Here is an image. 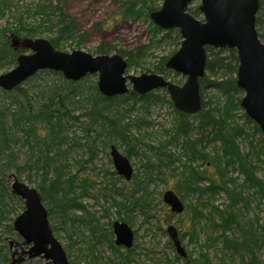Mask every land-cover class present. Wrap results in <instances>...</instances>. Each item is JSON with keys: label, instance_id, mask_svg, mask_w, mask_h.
I'll return each mask as SVG.
<instances>
[{"label": "trees", "instance_id": "1", "mask_svg": "<svg viewBox=\"0 0 264 264\" xmlns=\"http://www.w3.org/2000/svg\"><path fill=\"white\" fill-rule=\"evenodd\" d=\"M24 1L0 0V18L3 19L9 15L10 19L6 26L0 28V71L15 68L18 57L22 53H25L23 49H13L11 38L16 37L14 34H21L24 38L32 39L42 34L39 25L26 29V22L24 21L25 14H32L36 18L41 17L43 19V16L50 15L52 12L62 11V0H38L39 3L33 6H31L32 0L30 2ZM120 1L123 3V16L127 19H140L146 9L148 11L147 15L150 12L159 10L155 9V7L149 9L147 3L152 0ZM188 11L197 19L202 20L199 7L193 8L191 5ZM61 17L62 19L58 21V24L63 23L65 27L58 30L57 38L50 39V42L57 50L60 48V39L63 38V40H66L73 38L77 25L74 19H68L66 21L67 18L63 15ZM43 21L46 23L45 18ZM58 24L56 22L55 26L57 27ZM256 27L260 39L264 41V0H260V11L257 16ZM154 31L153 35L155 38L159 34H163V37L158 40V43L168 41L175 43L178 48L180 47L183 38L178 29L165 31L159 27H155ZM114 51L128 58L129 69L138 66V61L146 56V52H141L142 48L134 51H123L117 50V48L109 44L99 46L96 49V55L109 54ZM206 51L207 73L200 80L202 109L192 117L177 112L179 121L177 130H175L180 135L184 134V129H190L192 126L199 132L200 139L194 141L186 140V147L184 149L190 156V160L198 161L205 159L206 163H209L214 168V172L208 173L207 170L198 171L193 168L189 174H183L180 178L174 180L171 189L177 193L183 202L186 193L197 192L205 195L209 193L214 195L225 194L228 200L225 209L220 210L218 207H213V212L210 213L213 217L209 215L208 220L211 223L207 226L202 225L201 219L203 218V213L201 211L198 212V207H192L184 203L185 211H191V237L195 242H199L201 233L204 234L205 231L213 227V231L206 236L207 240L201 248L210 249L214 243L220 245L221 250L216 252V257L219 259L218 264H263L259 255L264 247V217L261 219L259 215H255L253 219L249 220L248 215L250 206L254 204L261 213H264V178L258 177L257 167L255 165V161L264 164L263 157L261 156L262 154L264 155V134L261 132L260 127L252 122L241 108V99L244 93L237 85L236 75L239 69L237 51L235 49L217 50L214 48H207ZM176 52L177 50L172 55ZM168 58H161L153 65L152 72L162 74L166 77L175 76L173 72L167 70L165 67V62ZM44 74L58 75L63 82L62 86H51L45 89V93L42 95L43 97L45 96V100L39 103L37 107L31 106L30 99L28 100L26 98L24 102L18 100L13 95V93H18L22 97L24 84L16 87L11 92L5 93V96L10 98L11 103L17 101V108L13 112H8L6 107L0 110V162L5 154L3 147L7 145L10 148L13 142L15 144L17 143V134L14 131H23L26 136V142L28 144L31 143L28 145L30 147V157L27 165H31L30 169H36L37 172H41L42 174L40 183L35 189L38 191L43 204L49 212V221L51 216L57 214L59 219H61V225L65 224L66 226L67 222H72L73 224L81 222L88 227L91 240H94L95 245L104 242L107 243L109 250L113 254V259L110 260L111 264H131L134 261V248L139 246L135 243L133 249L126 250L116 246L112 232V224H108L109 228L100 225V220L83 206L81 202H78L76 191L79 187L77 186V189L75 188V180L63 179L65 177L64 170L66 171L67 169V152L62 149L66 141L60 136L61 128L59 122L63 126L66 118L72 121L71 113L74 110L72 107L76 104L73 100L81 99L82 90L86 87L83 83L84 80H81V82H72L66 80L62 73L46 71L38 73L25 83L38 80ZM174 83L179 86V82ZM93 85L94 93L87 98L88 103L86 105L88 106L85 112L89 118L84 124H81L83 125L82 130L86 137V143L83 146H86L89 150L97 143L96 139L92 137V133L96 130L99 136V131L110 133L118 137L121 136L120 138L123 141L125 140L124 142L126 144L132 143L129 134L126 137V126L113 122L108 118L107 113L110 112L111 106L127 104L132 107L137 104H143L147 107L155 102V100L162 98V96L156 94L157 92L139 96L130 90L126 95L108 99L100 94L97 83ZM85 90L87 92L89 89L85 88ZM161 92L165 93L166 101L174 107L168 92L165 90ZM210 92L219 94L224 99V102L212 104L208 108L205 97ZM236 112L241 113L242 116L240 119L245 120V126L250 127L251 132H247L246 129L235 124V118L238 117ZM189 120L197 121V126L192 125ZM241 136H244L249 144L250 153L248 154L243 155L241 153L238 143V139ZM77 143L79 145V142ZM211 143L215 144V146L219 143L220 147L217 148L214 156H207L201 151V148H206ZM152 149L154 150L155 148ZM13 155V153L9 152L8 157L5 156L6 163H0L1 206L4 205L7 196L14 197L13 193H10L6 186L7 180H3L2 178L5 179L6 173L11 172L13 169L15 173L21 171L11 161ZM162 155V153L153 154L152 156L142 154L145 161H147L144 165L151 171L159 169L165 162ZM202 163L204 164V162ZM51 171L54 172L55 177L53 176L52 179H49ZM233 172L238 173L239 176L232 177L231 174ZM196 177H199V179H196ZM241 178L243 180L239 183ZM87 181H84L85 184L83 186H86ZM158 181L164 183L170 182V180H158V177L154 178L152 174L147 177L145 175H136L134 180H132V191L126 192V197L123 201H114L115 206L118 208V220L126 221L131 226L133 225L132 219L128 215L134 213L136 209L141 210L142 214L146 215L148 219L155 217L157 223L160 224V226L157 225V229L164 232L161 228L163 221H166V219L169 221L174 214L172 213L171 216V211L166 210V205H164L161 199L157 202V205L153 204L149 189ZM205 183H208V185ZM201 184L203 185L202 187L199 186ZM141 192L142 196L140 197L139 194ZM121 193L122 191L117 189L116 194L120 195ZM101 195L107 197L105 192ZM18 199L20 198L18 197ZM206 206H209L208 203ZM152 207L153 209L162 211V221L160 220V214L150 216V212L153 210ZM71 212L81 213V215H71ZM50 226L53 232L57 229L51 223ZM6 229L8 234L15 237V240L9 241V244L6 245V240L0 237L1 243L3 242L5 244L0 247V264H12L14 257V254H12L13 245L18 247L20 251L28 249L23 240L15 232L14 226H7ZM64 229L68 232V228L65 227ZM179 233L180 239L183 242L187 233ZM135 236L137 238V233H135ZM11 242L13 245H11ZM169 245L175 250L171 242H169ZM70 247H72V244H68L65 247L69 259L71 257ZM89 247L90 249L93 248L92 245H89ZM94 255L92 251L90 255H87L89 257V264L98 263L99 257ZM180 259L176 254L175 260L179 262ZM71 263L75 264L72 261ZM17 264L50 263L43 258H38L26 259L23 263ZM168 264H174V262H168ZM184 264L217 263H214L209 252L203 251L202 249L198 257H195L191 252L188 253L187 257L184 258Z\"/></svg>", "mask_w": 264, "mask_h": 264}, {"label": "rangeland", "instance_id": "2", "mask_svg": "<svg viewBox=\"0 0 264 264\" xmlns=\"http://www.w3.org/2000/svg\"><path fill=\"white\" fill-rule=\"evenodd\" d=\"M63 4L61 9L64 10L71 18H74L76 25V29L74 30L73 38H69L66 40L60 39L59 41V50L65 53H72L73 51H84L93 56L96 55V49L103 44H109L113 47L117 48V50H136L138 48H142L141 52H146V56L138 61V66H135L128 70L127 72L130 75L140 76L143 73H150L149 70H152L153 65H155L161 58L170 57L172 53L179 48L175 43L164 41L163 43H158V40L163 37V34H159L156 38L154 37L151 30V19L149 14L147 15V9L144 11V17L138 20L127 19L123 16V5L120 0H62ZM29 2V1H27ZM163 0H152L147 3V6L150 8L160 9L162 7ZM200 5V1L196 0L193 2L192 7L198 8ZM150 12V11H149ZM9 20V15L5 18H0V27L6 26ZM39 18L37 19V22ZM45 27L41 30L42 34L37 38H44L48 40H52L57 38L56 31H50ZM23 40L24 38L12 37L13 39ZM15 50H20L21 48H14ZM116 51L112 52L114 54ZM14 68H11L12 70ZM4 70L0 71V75L7 73ZM48 74L41 75L38 80L31 81L25 83L23 88L29 94V98L34 105H37L45 100V96L42 95L45 93V89L50 88L51 86H62V80L59 76ZM84 80V85L87 86L90 83H95L98 81V75L88 76ZM179 86H182L185 83V79L180 80ZM177 81V82H178ZM81 82V81H80ZM34 87V91L32 88ZM38 86V87H37ZM88 89L87 87H85ZM85 88L82 90L81 99L73 100L76 104L72 107L75 111L74 114H79L80 109L87 104L88 97L91 96V90L86 92ZM162 90L157 91V95L162 96V98L155 100L152 104L145 107L143 104H137L135 108L131 109L128 105L125 107L124 111L127 109L129 115L125 118V123H130V135L132 137H136L135 140L131 139L132 143L129 144L130 147L134 150L141 149L146 150L145 154L147 156H152L153 152H151L148 148V145L160 147L162 144L165 145L163 148L164 151H169L172 148L166 149L167 141L171 135H173L174 131L172 128V123L174 121L175 116V107L170 105L168 101H166L165 93L161 92ZM16 98L22 97L18 93H13ZM169 95V94H168ZM170 97V96H169ZM218 97V98H217ZM10 100V98H5ZM216 100L219 102H223V98H220V95L216 92H210L206 95L205 101L209 104V102H213L216 104ZM3 98L0 96V110L6 107L7 110L13 112L17 108V102L14 101L12 105L4 106L2 105ZM220 103V102H219ZM144 106V107H143ZM10 108V109H8ZM238 115V119L241 116V113H236ZM123 120V119H122ZM244 123V120H240ZM71 129L67 131V142L63 145L62 149L68 153L67 161L71 165L69 170L76 171V177L80 180H88L86 186L79 187L76 191V195L78 196V202H81L83 206H85L92 214L95 215L97 219L100 220V225L103 227L109 228L107 226L109 221H115L119 218L118 208L115 206L114 201L121 202L123 201V197L116 194L117 189L125 188L126 192L132 191V180L126 181L117 173H115V167L112 162L110 156V149L105 147L104 143H100V147H98V151L94 153L93 161L91 163H85V160L90 159L89 153L86 151V147L82 148L83 136L79 132L78 127H81V122H73ZM121 125L123 123L118 122ZM75 124L76 129H75ZM247 132H249V128L245 126ZM171 130V131H170ZM17 140L16 146H14L13 150L16 154V163L18 165H25L30 157V148L28 145H25L23 142L26 138L25 134L22 132L14 131ZM131 137V138H132ZM198 137V136H197ZM106 136L102 139L105 140ZM139 141V142H137ZM79 142V145H77ZM118 149L125 153V145L121 146L120 143H115ZM241 150L246 153L249 150L247 142L243 139L239 140ZM125 146V147H124ZM146 146V147H145ZM215 145L210 144L207 147V152L211 156L214 155ZM176 152H182L180 148ZM186 157V151L182 152ZM181 153V154H182ZM130 161L134 165L135 172L137 170L136 163L138 162L137 158L132 157ZM1 164L6 163L5 157H2L0 162ZM82 163L81 167L80 164ZM193 167L198 168L199 170H208L207 172H214V168L209 166L210 164H203L199 161H193L191 163ZM209 168V169H208ZM76 169V170H75ZM157 170V169H156ZM158 172V171H157ZM156 172V173H157ZM142 175V172H140ZM49 179H52L54 176V172L51 171L49 174ZM232 177L239 176L238 173H232ZM262 174H260L261 176ZM42 174L41 172H37L36 169L23 168L19 173H15L13 169L11 172L6 173L5 179L7 180V188L11 193V185L14 182V179H19L21 182L25 183L31 188H37V185L40 183ZM31 179V181H29ZM158 180H164L158 178ZM165 180H170L169 183H164L158 181L156 184H153L150 187L151 197L153 199V204L157 205V202L161 199L166 190H170L171 186L174 184V180H177L169 171L166 172ZM243 178L239 180V183L242 182ZM208 185V183H205ZM107 190V197L101 195L104 193V190ZM208 194L204 195V201L208 202H200V210L204 214H208L211 211V207H206V204H210L211 206L219 207L220 209H224L225 205L228 203L227 197L225 194L217 195L215 197H211L213 199H208ZM210 198V197H209ZM196 198L191 196H187L185 194L184 203L186 205L190 204H199V201L196 202ZM6 204V205H5ZM191 206V205H190ZM162 208V207H161ZM166 210L170 208L166 205ZM153 209V207H152ZM24 211V203L22 200L16 197L7 196L5 199L4 205H0V237L3 240H6V245L9 244V241L15 240L11 234H8L6 229L7 226H13L14 220L17 216H19ZM162 211H158L155 208L150 212V216H156L160 214V220L162 221ZM171 213V212H170ZM128 214V213H126ZM125 214V215H126ZM147 214V213H146ZM71 215L80 216L81 213L71 212ZM255 215H259L261 219L264 217V213H261L256 205L250 206L249 212V220L253 219ZM132 219L133 225L132 228L137 233V238L135 243L139 245V248L136 249V256L134 257V264H167L168 260L173 261L175 255L177 254L174 249H172L169 245L171 241L170 236L166 233V228L168 225L175 226L179 232L187 233L185 236V240L182 242L187 254L192 253L195 257H198L200 252L207 251L210 254V257L214 260V263H219V259L216 257V252L221 250L220 245H211L210 249L201 248L205 244L207 238L201 233L199 242H195L191 237V211L187 210L181 215H174L169 221H163L162 229L158 230L157 220L154 218H147L146 215L142 214L141 210H134V213L128 215ZM172 216V213H171ZM58 215L55 214L50 217L51 225L55 226L57 229L54 231L55 237L60 241V243L64 246V248L68 244H72L70 247L71 257L70 260L75 264H89V257L87 255L91 254V251L95 254L94 256H98L97 264H111L110 260L113 259V254L109 250L107 243H100L98 245L94 244V240H91L90 232L88 231V227L83 225L81 222H76L73 224L72 222H67L61 225ZM202 225L206 224L205 219H201ZM68 228V232L64 228ZM75 242V243H74ZM5 245L0 241V247ZM89 245H92L93 248L90 249ZM66 249V248H65ZM155 250V252L151 251ZM19 252L21 253L18 247L15 245L12 246V254ZM139 255V256H138ZM260 258L264 264V248L260 252ZM12 259V256H11ZM19 259L18 256H14L13 260ZM176 264H184V260L180 259Z\"/></svg>", "mask_w": 264, "mask_h": 264}, {"label": "water", "instance_id": "3", "mask_svg": "<svg viewBox=\"0 0 264 264\" xmlns=\"http://www.w3.org/2000/svg\"><path fill=\"white\" fill-rule=\"evenodd\" d=\"M194 1L164 0L161 9L151 15L161 29L180 31L183 38L180 49L166 65L187 78L183 86L170 83L156 74H127L128 64L120 54L93 56L79 50L65 53L58 51L48 39L15 38L13 47H22L27 53L18 57L14 69L0 75V89L11 92L44 70L62 73L72 82L98 75V90L108 99L126 95L130 88L139 96L166 90L178 111L195 115L202 109L200 79L206 71V48L235 49L239 57L237 85L244 93L241 106L264 133V41L256 27L260 0H199L202 20L188 11ZM111 156L118 174L130 181L133 166L129 159L115 146L111 147ZM11 190L25 203L24 211L14 221V230L24 244L30 246L22 252L28 258L21 257L13 264L38 258L50 264H71L63 245L52 231L49 212L38 191L17 178ZM163 202L176 215L185 211L184 203L174 190L164 192ZM113 232L116 246L133 247L135 234L129 225L116 221ZM166 232L178 255L186 258L177 228L169 225Z\"/></svg>", "mask_w": 264, "mask_h": 264}, {"label": "bare ground", "instance_id": "4", "mask_svg": "<svg viewBox=\"0 0 264 264\" xmlns=\"http://www.w3.org/2000/svg\"><path fill=\"white\" fill-rule=\"evenodd\" d=\"M27 1H29L30 2V0H25L24 2H27ZM35 2V3H34ZM39 2H38V0H32V2H31V6H33L34 4L36 5V4H38ZM123 4V3H122ZM55 6H56V4H55ZM145 11V10H144ZM259 11H260V8H259ZM155 12V11H154ZM152 13L153 12H150L149 13V17H150V19H151V15H152ZM259 13V12H258ZM61 15H63L65 18H67V20L66 21H68V19H70V20H73L74 18H71L70 17V15H68L66 12H64V10H62L61 12H56V13H53L52 12V14H50V15H47V16H43L44 18H45V21H46V23H44V18L42 19L41 17H39V22H37V19L38 18H36V17H34L32 14H28V15H24V21L26 22V29H29V28H31V27H34L35 25H39V27H40V29L42 30L44 27H45V25L48 27L47 29L48 30H50V31H56V33L58 32V30H60V29H62L63 27H65V25L63 24V23H60V24H58V21H60L61 19H62V17H61ZM257 16H258V14H257ZM142 17H144V15L142 16ZM141 17V18H142ZM140 18V19H141ZM256 20H257V18H256ZM9 21H10V19H9ZM56 22H57V27L55 26V24H56ZM68 24V23H67ZM67 24H66V26H67ZM150 25H151V32L152 33H154L155 31H154V29H155V27H159V26H157L156 24H155V22L151 19V22H150ZM4 27V26H3ZM1 28V27H0ZM160 28V27H159ZM161 29V28H160ZM163 30V29H162ZM165 31H168V30H165ZM16 37H18V38H24V36L23 35H17V34H14ZM58 35V34H57ZM56 35V36H57ZM24 39H26V38H24ZM1 40V39H0ZM101 46V45H100ZM207 48H212V47H207ZM206 48V49H207ZM179 49H180V47H179ZM179 49L177 50V52L179 51ZM214 49H216V48H214ZM217 50H219V49H217ZM123 51H127V50H123ZM176 52V53H177ZM175 53V54H176ZM114 54H119L118 52H115ZM144 54V53H143ZM175 54H173L172 56H174ZM206 54H207V51H206ZM105 55H112L111 53H109V54H105ZM120 55H122V54H120ZM141 55V54H140ZM172 56H170L168 59H167V61L172 57ZM122 57L124 58V60L127 62V64H128V70H130L129 69V63H128V58L127 57H125L124 55H122ZM137 60H139V59H137ZM167 61L165 62V67H166V69L167 70H169V71H171V72H173L172 70H170V69H168L167 68V65H166V63H167ZM135 67V66H134ZM206 67H207V64H206ZM131 68H133V67H131ZM127 70V72H129ZM46 71H50V70H44V71H40V72H46ZM153 71V68H152V70H149V72L150 73H148V74H156V75H160V76H162V77H164L167 81H169L170 83H173V84H175L174 82H177L178 80L177 79H180V80H184L185 79V82L187 81V78L185 77V76H183V75H181V74H177V73H175V72H173L174 74H175V76L173 75L172 77H166V76H164V75H162V74H157V73H154V72H152ZM39 72V73H40ZM52 72H54V71H52ZM206 73H207V70L205 71V75L203 76V78L206 76ZM144 74V73H143ZM37 75V74H36ZM36 75H34V76H36ZM51 75H54V74H48L47 76H51ZM33 76V77H34ZM56 76H58V75H56ZM33 77H31V78H33ZM64 77V76H63ZM30 78V79H31ZM65 78V77H64ZM203 78H201L200 80H202ZM66 79V78H65ZM236 79H237V75H236ZM67 80V79H66ZM69 81V80H68ZM178 82H181V81H178ZM97 83V82H96ZM23 84H25V82L23 83ZM22 84V85H23ZM94 83H90L89 85L87 84V88L89 89V90H91V94L93 95V87H94V85H93ZM28 87H30V88H32V91H34V87H31V86H28ZM38 87V86H37ZM5 93H6V91H4V90H2V89H0V96H1V98H3V101H2V105H4V106H7V105H12L13 103H11V101L10 100H8V99H5V98H7L6 96H5ZM156 93V92H155ZM243 97H244V95H243ZM243 97H242V99H243ZM26 98L29 100L30 98H29V94L26 92V90L23 88V94H22V100H20V101H24L25 102V100H26ZM218 98V97H217ZM220 98H222L221 96H220ZM19 99H21V98H18V100ZM242 99H241V101H242ZM17 102V101H16ZM220 103H223L224 102V99H223V102H221V101H219ZM217 100H216V103H219ZM30 103H31V106H33V107H37L38 106V104L37 105H34L33 103H32V101L30 100ZM88 103V102H87ZM212 104L214 105V103L213 102H209V104H207V106H208V108L210 107V106H212ZM19 106V105H18ZM88 105H84L81 109H80V113L79 114H74L75 113V111L73 110L72 111V113H71V117H72V121L73 122H80V121H82L81 122V124H84V122H86L87 120H88V118H89V116L88 115H86V107H87ZM127 106V104L126 105H121V104H118V105H113V106H111V108H110V112L109 113H107V116H108V118L110 119V120H112L113 122H120L121 121V123H123L125 126H126V130H127V135H126V137L128 136V134L130 135V123H125V118H127V115H129V113H128V111H127V109L124 111V109H125V107ZM131 109H133V108H135V106H137V105H134V106H130V105H128ZM175 107V106H174ZM241 108H242V106H241ZM8 109H10V108H8ZM175 110H177V109H175ZM242 110H243V108H242ZM8 112H11L10 110H8ZM177 112H179V113H182V114H186V113H184V112H181V111H175V116H174V121H173V123H172V130L174 131V133H173V135H171L170 136V138H169V141H167V142H165V143H167V146H166V149H169V147H171L172 149L170 150L169 149V151H164L163 150V148H165V145L164 144H162L161 146H163V147H157V146H152V145H148V147H146L147 148V150H148V148H149V150L151 151V152H153L152 154H158V153H162L163 155H162V158L165 160V162H164V164L161 166V167H159V169H157V170H153V171H151L146 165H144V163H146L147 161H145V159H144V157L142 156V154H145V151L146 150H144V149H141V151H137V150H134V149H132L131 147H130V145L129 144H126L120 137L121 136H115V135H113V134H110V133H104V132H100L99 131V133H100V136L98 135V131L96 130L94 133H92V137L94 138V139H96V141H97V143H96V145L91 149V150H89L86 146H83V145H85V143H86V137H85V133H84V131L82 130V126L83 125H81V127L79 126L78 127V130H80L79 132L81 133V135L83 136L82 138H83V140H85V143H83V147L82 148H84V147H86V151L89 153V155H90V159H88V160H85L84 161V164L85 163H91L94 159H93V157H94V153H96L97 151H98V147H100V143L102 142V143H104L105 144V147H108L109 149H110V156H111V147H113V146H115L117 149H118V147L116 146V142H118V143H120V145L121 146H123V145H125L124 147H125V153H122L119 149V152L122 154V155H124V156H126L128 159H129V161H130V158H132V157H135V158H137V160H138V162L136 163V166H137V170H136V172H135V169H134V165L132 164V162L130 161V163L132 164V168H133V175H132V178L130 179V181L131 180H134V177L136 176V175H138V176H142V175H145L146 177L147 176H149V175H153V177L155 178V177H158V178H162V179H164L165 180V175H166V172L167 171H169V173H171L175 178H180L183 174H189L190 172H191V170L194 168V169H196V170H198V171H203V170H199L198 168H195V167H193V165L191 164V163H193V161L194 160H190V156L188 155V153H186V157H183V156H185L182 152H184V151H186L184 148L186 147V140H198V139H200V136H199V132L195 129V128H193L192 126H191V124L193 125H195V126H197V121H190L191 122V124L189 123V125L191 126V128L189 129V128H187V129H184V134H178V132H176V130H177V125H178V121H179V116H178V114H177ZM243 112H244V110H243ZM237 113V112H236ZM239 113V112H238ZM245 113V112H244ZM246 114V113H245ZM186 115H189V114H186ZM247 115V114H246ZM189 116H194V115H189ZM238 116V115H237ZM242 116V115H241ZM240 116V117H241ZM248 117V116H247ZM249 118V117H248ZM123 119V120H122ZM250 119V118H249ZM66 121H64V124H63V126H62V124L59 122V125H60V128H61V130H60V136H62L63 137V139L67 142V139H68V137H67V131H68V129H71L73 126V124H71V122H70V120L68 119V118H66L65 119ZM240 120H243V119H238V118H235V124H237L238 126H240V127H243L244 129H246L245 128V120H244V123H242V121H240ZM251 120V119H250ZM188 121V122H189ZM252 121V120H251ZM253 122V121H252ZM255 123V122H254ZM256 124V123H255ZM76 125L77 124H75V129H76ZM247 127V126H246ZM248 128H250V127H248ZM176 129V130H175ZM128 130H129V132H128ZM247 130V129H246ZM250 130V129H249ZM261 130V129H260ZM171 131V130H170ZM249 132H251V131H249ZM262 132V131H261ZM263 133V132H262ZM264 134V133H263ZM104 136H106V138H105V140H108L107 142L106 141H103L102 139L104 138ZM133 135H131V137H132ZM198 136V137H197ZM130 137V140L131 139H133V140H135L136 139V137H132L131 138ZM244 140V141H246L245 140V138H244V136L242 137H239V139H238V143H239V140H240V142H241V140ZM137 142H139V141H137ZM247 142V141H246ZM25 145H30L31 143H29L28 144V142H26V139L24 140V142H23ZM17 144V143H16ZM16 144L13 142L12 144H11V147L9 148L7 145L6 146H4L3 148H4V150H5V154H4V156L3 157H8V154H9V152H11V153H13L14 155L11 157L12 158V160L11 161H13L14 162V165L16 166V167H18V169H20V170H22L23 168L25 169V168H30V166L31 165H27V164H25V165H18L17 163H16V154L14 153V150H13V148H14V146H16ZM211 144H213V143H211ZM215 145V144H214ZM240 145V144H239ZM247 145H248V147H249V144H248V142H247ZM8 147V148H7ZM208 147V146H207ZM207 147L206 148H201V151L205 154V155H207V156H211L210 154H209V152H207ZM220 147V144L218 143V145H216V147H215V152H214V155L216 154V150H217V148H219ZM30 148V147H29ZM152 148H155L154 150L152 149ZM161 148V149H160ZM182 149V152H176V151H178L179 149ZM159 149V150H158ZM200 149V148H199ZM158 150V151H157ZM240 150H241V148H240ZM160 151V152H159ZM129 155H127V154ZM182 153V154H181ZM241 153L244 155V154H248V153H250V147H249V150H248V152H246V153H244L242 150H241ZM213 155V156H214ZM262 157H263V161H264V155L262 154L261 155ZM67 157H68V153H67ZM111 159H112V156H111ZM5 161H6V159H5ZM199 161V160H198ZM112 162H113V159H112ZM200 162H204V163H206V160L205 159H201L200 160ZM27 163H28V161H27ZM207 164V163H206ZM81 165H82V163L80 164V167H81ZM255 165H256V167H257V175H258V177H260V178H264V164L263 163H260V162H258V161H255ZM210 167H211V165H209ZM69 167H71V165L68 163V161H67V169H66V171L64 170V175H65V177L63 178V179H66V180H75V188L77 189V186L78 187H82L84 184H85V182H84V180H80L78 177H76V171H71V170H69ZM115 167V166H114ZM192 167V168H191ZM209 169V168H208ZM76 170V169H75ZM115 173H117L118 174V172H117V170L115 169ZM158 171V172H157ZM208 171V170H207ZM140 172H142V175L140 174ZM157 172V173H156ZM75 175H73V174ZM209 173V172H208ZM260 174H262L261 176H260ZM119 175V174H118ZM120 176V175H119ZM55 177V176H54ZM124 180H126L123 176H121ZM2 179H4V178H2ZM196 179H199V177H196ZM29 180H31V179H29ZM200 187H202L203 185L201 184V185H199ZM119 190H121L122 191V193L119 195V196H122L123 197V199L126 197V189L125 188H119ZM105 193L107 192V190L106 191H104ZM13 193V192H12ZM14 195V197H16V198H18V196L17 195H15V194H13ZM186 195L189 197V196H191V197H193V198H196L197 200H196V202L197 201H199V204L197 205V204H190L192 207H198L197 208V210H198V212L199 211H201L199 208V206H200V202H208L207 200L206 201H204V199H203V197H204V195L205 194H200V193H186ZM221 195V194H220ZM139 196L141 197L142 196V192L139 194ZM208 196L210 197H208V199L210 200V199H213V198H211V197H215V196H217V195H214V194H211V193H209L208 194ZM227 197V196H226ZM209 206H206V207H211V211L208 213V214H204L202 211V213H203V218L202 219H205L206 220V224H204V225H209L210 223H211V221L209 222V220H208V218H209V215H211L210 213L211 212H213V207H216V206H211L210 204H208ZM226 206V205H225ZM219 208V207H218ZM220 209V208H219ZM225 209V208H224ZM220 210H223V209H220ZM212 217H213V215H211ZM18 217V216H17ZM16 217V218H17ZM116 221H119V222H123V223H126L127 225H129L126 221H121V220H115V221H109L108 222V224H112V232H113V224L116 222ZM217 222H218V220H217ZM108 224H107V226H108ZM203 225V226H204ZM130 226V225H129ZM131 228H132V226H130ZM7 228V227H6ZM133 229V228H132ZM215 230V229H214ZM213 231V227H211L209 230H207V231H205V233H204V235L205 236H207V235H209V234H211V232ZM113 236H114V242L116 241V237H115V235H114V232H113ZM171 242V241H170ZM27 247H28V249H29V247L30 246H28V245H26ZM139 246V245H138ZM64 247V246H63ZM133 247H134V245H133ZM133 247L132 248H130V249H133ZM137 248H139V247H137ZM137 248H134V250H135V254H134V257L137 255L136 254V249ZM264 248V247H263ZM28 249H26V250H28ZM65 249V248H64ZM24 250H22L21 251V253L23 252ZM65 251H66V249H65ZM67 253V252H66ZM67 256H68V254H67ZM139 256V255H138ZM21 257H24V258H28V255L26 256V255H21L20 256V258ZM19 258V259H20ZM19 259H17V260H13L12 261V264H13V262H15V261H18ZM68 259H69V257H68ZM134 260V259H133ZM69 261L71 262V260L69 259ZM167 262H174V264H176L177 263V261L175 260V258L173 259V261L171 260V261H167ZM18 263V262H17ZM16 263V264H17ZM21 263H23V262H21ZM135 263V260L133 261V263H131V264H134ZM72 264V263H71ZM168 264V263H167Z\"/></svg>", "mask_w": 264, "mask_h": 264}, {"label": "flooded vegetation", "instance_id": "5", "mask_svg": "<svg viewBox=\"0 0 264 264\" xmlns=\"http://www.w3.org/2000/svg\"><path fill=\"white\" fill-rule=\"evenodd\" d=\"M19 48H21V47H19ZM20 200H22L21 198H20ZM163 200V199H162ZM23 201V200H22ZM23 203H24V201H23ZM24 206H25V203H24ZM169 226V225H168ZM167 226V227H168ZM167 229V228H166ZM134 231V230H133ZM167 233V232H166ZM134 234H135V231H134ZM135 240H136V236H135ZM135 240H134V244H135ZM123 249H125V248H123ZM126 250V249H125ZM22 255V253H19V252H16V253H14V256H18L19 258H20V256Z\"/></svg>", "mask_w": 264, "mask_h": 264}]
</instances>
